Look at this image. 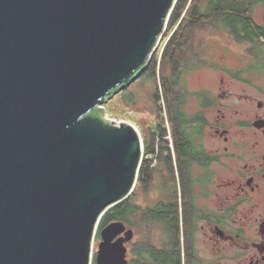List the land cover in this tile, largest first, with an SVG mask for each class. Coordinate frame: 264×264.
Masks as SVG:
<instances>
[{"label": "water", "instance_id": "95a60500", "mask_svg": "<svg viewBox=\"0 0 264 264\" xmlns=\"http://www.w3.org/2000/svg\"><path fill=\"white\" fill-rule=\"evenodd\" d=\"M177 1L0 0V264L130 263L122 221L93 258L144 151L103 105L145 73Z\"/></svg>", "mask_w": 264, "mask_h": 264}, {"label": "flooded vegetation", "instance_id": "af4514ba", "mask_svg": "<svg viewBox=\"0 0 264 264\" xmlns=\"http://www.w3.org/2000/svg\"><path fill=\"white\" fill-rule=\"evenodd\" d=\"M256 1L253 14L264 6ZM255 31L243 65L192 61L169 96L170 121L157 115L145 157L155 189L138 203L141 232L151 219L152 254L139 240V264H264V29ZM178 36L170 34L173 45ZM196 73H217L218 83L186 88Z\"/></svg>", "mask_w": 264, "mask_h": 264}, {"label": "trees", "instance_id": "16d2710c", "mask_svg": "<svg viewBox=\"0 0 264 264\" xmlns=\"http://www.w3.org/2000/svg\"><path fill=\"white\" fill-rule=\"evenodd\" d=\"M257 0L256 2H261ZM253 0H178L168 21V32L178 34L181 40L177 45H173V39H168L161 55L156 52L145 73L140 77L149 78L156 81L160 79L161 92L154 94L155 101H159L160 113L163 116L161 124L168 123L170 115V94L172 88H177L179 91L180 77L188 71L191 66L189 62H197L204 60L203 50L199 47L200 42H206V37L212 35L215 30L222 29L228 36L241 46L247 45L248 41L253 38H260L255 30L264 29L258 26L252 16ZM206 33V34H205ZM191 34V36H190ZM190 39V40H189ZM258 51V50H257ZM254 51L255 53L257 52ZM258 53V52H257ZM259 60V59H257ZM165 62L171 70V75H166L164 70ZM179 74V75H178ZM175 78V79H174ZM168 83V87L165 85ZM153 142L144 143L145 156L154 152V144L156 141V132H152ZM152 161L143 160L138 175V180L134 192L124 202L112 207L103 216L100 230L113 221H122L128 228L134 230L141 229L142 223H137L139 218V207L134 202L136 191L141 188L148 190L152 184ZM150 214V212H149ZM144 230L149 236L144 244V248L149 254H152L151 237V219L147 217L145 220ZM136 235V233H135ZM139 241L132 244V259L130 264H139ZM148 263L152 264L151 258H148ZM95 264V263H94Z\"/></svg>", "mask_w": 264, "mask_h": 264}, {"label": "rangeland", "instance_id": "374dc122", "mask_svg": "<svg viewBox=\"0 0 264 264\" xmlns=\"http://www.w3.org/2000/svg\"><path fill=\"white\" fill-rule=\"evenodd\" d=\"M202 1L205 2L206 0ZM252 16L257 23L264 24V6L262 4L256 6L254 14L252 13ZM168 31L169 30L167 29L163 40L161 41L155 53L159 52V54L161 55L163 48L165 47L170 36V32ZM206 39V42H200L199 44V47L203 50V54L205 57L204 59L206 60L214 59L231 67H236L240 64L243 65V62L249 60L246 55H244L245 50L241 46V44L234 42L222 29L217 31L215 30V32L212 35L206 37ZM190 63L192 62H189V64ZM164 70H166V75H171V70L169 69V66L166 62L164 64ZM182 76L180 77V79L182 78ZM218 76L219 74L217 73H205L202 75L196 73L184 80L185 87L187 88L188 86L191 90H196L200 86L205 84L213 85L215 83H218ZM158 92H161L159 78L156 81L149 78H139L123 92L115 95L103 105L104 109L102 112V116L107 117L110 120L126 121L133 124L139 130L143 139V143L153 142L152 132L155 130L158 123L157 115L160 114L161 118H163V116L167 117L165 111L163 112L164 115L160 113V109L155 101L157 97L154 98V94H158ZM191 104V108H195L196 106H198V102L194 99L191 100ZM154 189L155 186L153 184V179L152 184L149 186L148 190L143 191L141 188H139L136 191V196L134 198V202L136 203V205L142 202L145 198H147L150 202ZM139 222L140 219L138 218L137 223ZM135 233L136 235L133 242L129 244L130 260L133 257L131 252L132 244L141 239H147L149 237L147 235V231L144 229L142 232L141 229H139L138 231L135 230ZM151 239L152 234L150 240ZM100 241V237L97 236L94 242L93 258H95L97 254Z\"/></svg>", "mask_w": 264, "mask_h": 264}, {"label": "built area", "instance_id": "2783aa9c", "mask_svg": "<svg viewBox=\"0 0 264 264\" xmlns=\"http://www.w3.org/2000/svg\"><path fill=\"white\" fill-rule=\"evenodd\" d=\"M167 30V29H166ZM166 30H165V32H164V34H163V36H162V38L160 39V42H159V44H158V46H157V49H158V47H159V45H160V43H161V41L163 40V37H164V35H165V33H166ZM146 156H145V153H144V151H143V158H142V162H143V160H144V158H145Z\"/></svg>", "mask_w": 264, "mask_h": 264}, {"label": "clouds", "instance_id": "9594fccd", "mask_svg": "<svg viewBox=\"0 0 264 264\" xmlns=\"http://www.w3.org/2000/svg\"><path fill=\"white\" fill-rule=\"evenodd\" d=\"M167 29V28H166Z\"/></svg>", "mask_w": 264, "mask_h": 264}]
</instances>
